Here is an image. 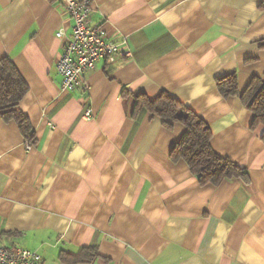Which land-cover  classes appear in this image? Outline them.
Segmentation results:
<instances>
[{"label": "crops", "instance_id": "0c3cea01", "mask_svg": "<svg viewBox=\"0 0 264 264\" xmlns=\"http://www.w3.org/2000/svg\"><path fill=\"white\" fill-rule=\"evenodd\" d=\"M93 25L129 57L100 60L85 87L61 90L56 71L72 20L61 0H0V65L29 91L20 103L36 136L28 148L0 116V238L63 264L96 245L89 264H264V126L240 96L264 85V0H92ZM168 93L212 132L221 157L250 182L200 185L171 151L185 128L132 118L135 95ZM90 111L91 117H86Z\"/></svg>", "mask_w": 264, "mask_h": 264}, {"label": "trees", "instance_id": "16d2710c", "mask_svg": "<svg viewBox=\"0 0 264 264\" xmlns=\"http://www.w3.org/2000/svg\"><path fill=\"white\" fill-rule=\"evenodd\" d=\"M264 46V44H263ZM218 90L223 98L240 97L254 114L251 128L256 130L264 126V85L254 79L240 96L236 75L218 81ZM29 88L19 71L9 60H2L0 65V116L6 123L15 122L24 137L27 146L36 144L35 131L28 117L20 109V103ZM151 114L159 118L164 127L173 129L181 124L185 133L171 151L173 163L183 161L200 185L219 186L224 181L241 180L250 182L247 169L219 156L211 146L210 127L191 109L168 93L150 100L146 95H135L132 118L137 121L143 115ZM264 142V136L262 137ZM99 258L96 245L81 248L76 253L62 252L63 264H89Z\"/></svg>", "mask_w": 264, "mask_h": 264}, {"label": "built area", "instance_id": "2783aa9c", "mask_svg": "<svg viewBox=\"0 0 264 264\" xmlns=\"http://www.w3.org/2000/svg\"><path fill=\"white\" fill-rule=\"evenodd\" d=\"M72 20V30L66 36L64 30L57 38L64 40L62 53L56 62V71L61 76V90L74 92L85 87L86 74L100 60L113 61L130 53L124 44L111 41L101 25H93L92 0H61ZM91 112L86 117H91ZM30 148V146H28ZM0 264H44L41 254L23 247H11L0 238Z\"/></svg>", "mask_w": 264, "mask_h": 264}]
</instances>
